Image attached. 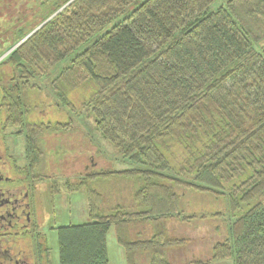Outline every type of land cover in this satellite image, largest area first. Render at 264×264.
<instances>
[{
	"label": "trees",
	"instance_id": "1",
	"mask_svg": "<svg viewBox=\"0 0 264 264\" xmlns=\"http://www.w3.org/2000/svg\"><path fill=\"white\" fill-rule=\"evenodd\" d=\"M9 1L0 0L5 32L14 29L1 124L24 134L20 172L48 178L38 172L42 136L71 127L70 117L29 120L27 93L89 40L52 79L50 95L68 112L87 110L127 164L66 176L69 192H86L89 218L57 227L59 262L108 264L113 226L126 264H264V0L214 9L216 0ZM113 177L137 181L130 202L105 203L93 186ZM187 191L225 197L228 236L207 243L205 256L177 260L189 238L174 234L175 221L221 214L184 213Z\"/></svg>",
	"mask_w": 264,
	"mask_h": 264
},
{
	"label": "rangeland",
	"instance_id": "2",
	"mask_svg": "<svg viewBox=\"0 0 264 264\" xmlns=\"http://www.w3.org/2000/svg\"><path fill=\"white\" fill-rule=\"evenodd\" d=\"M10 0L9 2H12ZM32 1V0H30ZM224 0H216L211 8H216ZM17 2V1H16ZM16 4V16L20 15L18 9H22L20 2ZM26 2V0L24 1ZM31 3V2H30ZM23 4V3H22ZM27 5V3L25 4ZM1 7V6H0ZM24 7V6H23ZM28 13V12H27ZM9 15L4 9H0V94L1 88L10 85L8 76L12 67L3 63V58L9 51L8 48L13 40L14 29L5 32L9 25ZM13 25V24H12ZM4 26V27H3ZM91 40L81 44L75 51L64 59L51 65L47 72L40 75L34 82L37 88H32L27 93L29 103L26 107L29 113V120H44L53 123L54 121L66 122L67 117L71 119L69 131H54V133H44L40 146L43 152L42 162L38 172H43L49 177L35 180L40 191L37 195L38 209L40 216V238L43 246L46 247L47 259L35 261L36 264H61L58 259V239L57 227L69 223H82L88 220L87 197L84 189L69 192L63 184L66 176H70L72 181L78 177L77 172L83 171L89 165L96 169H121L127 164L121 160L119 151L106 139L100 131L96 129L94 118L87 110L76 109L66 111L63 105L59 104L50 95L52 79L71 62L72 56L81 51ZM30 95V96H29ZM40 104V107L36 106ZM58 103V104H57ZM0 108V153L8 160L3 164L0 161V168L7 176H13V169L8 168V164L23 166L26 164L24 156V134L17 133L18 126L9 125L2 127L4 111ZM96 164H94V158ZM94 164V165H93ZM5 181L1 182V184ZM56 183V185H52ZM57 191L52 192V186ZM137 181L131 178L113 177L107 180H97L93 186L103 193L105 203L115 202L128 203ZM184 213L190 212H215L220 211V215L207 216L203 219H196L193 222L178 224L175 235L189 238V242L184 250L178 251L177 260H186L189 257L205 256L208 249L205 245L215 240H223L228 236V214L225 212V197L214 198L208 194H201L187 191L182 195L180 201ZM264 203V198H263ZM23 245L24 242H18ZM108 264H126L123 247L116 241L114 228L111 226L106 233ZM22 247L20 245H14ZM203 246L204 248H200ZM35 264V263H32ZM212 264H232L231 259L213 261Z\"/></svg>",
	"mask_w": 264,
	"mask_h": 264
},
{
	"label": "flooded vegetation",
	"instance_id": "3",
	"mask_svg": "<svg viewBox=\"0 0 264 264\" xmlns=\"http://www.w3.org/2000/svg\"><path fill=\"white\" fill-rule=\"evenodd\" d=\"M2 158L1 152L0 161L9 162V156L8 160ZM7 167L14 173L7 176L0 168V264H36L35 261L47 259L39 231L37 195L40 188L35 180L20 172L23 166L9 163ZM22 241L23 245L18 244Z\"/></svg>",
	"mask_w": 264,
	"mask_h": 264
},
{
	"label": "crops",
	"instance_id": "4",
	"mask_svg": "<svg viewBox=\"0 0 264 264\" xmlns=\"http://www.w3.org/2000/svg\"><path fill=\"white\" fill-rule=\"evenodd\" d=\"M24 150H25V149H24ZM24 152H25V151H24ZM24 156H25V155H24ZM93 158L95 159V160H94V164H95V162H96V158H95V157H93ZM24 165H25V164H24ZM24 165H23V166H24ZM63 182H64V181H63Z\"/></svg>",
	"mask_w": 264,
	"mask_h": 264
},
{
	"label": "water",
	"instance_id": "5",
	"mask_svg": "<svg viewBox=\"0 0 264 264\" xmlns=\"http://www.w3.org/2000/svg\"><path fill=\"white\" fill-rule=\"evenodd\" d=\"M27 36H28V35H27ZM27 36H26V37H27ZM17 44H18V43H17ZM17 44H16V45H17ZM12 48H13V47H12ZM0 179H1V177H0Z\"/></svg>",
	"mask_w": 264,
	"mask_h": 264
}]
</instances>
